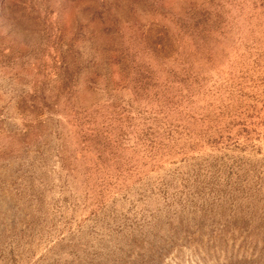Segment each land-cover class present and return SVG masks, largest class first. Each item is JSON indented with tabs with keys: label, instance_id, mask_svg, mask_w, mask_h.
Returning a JSON list of instances; mask_svg holds the SVG:
<instances>
[{
	"label": "rangeland",
	"instance_id": "1",
	"mask_svg": "<svg viewBox=\"0 0 264 264\" xmlns=\"http://www.w3.org/2000/svg\"><path fill=\"white\" fill-rule=\"evenodd\" d=\"M0 264H264V0H0Z\"/></svg>",
	"mask_w": 264,
	"mask_h": 264
}]
</instances>
